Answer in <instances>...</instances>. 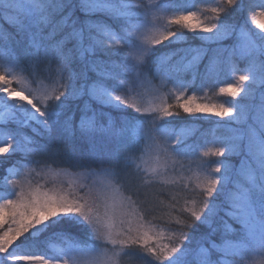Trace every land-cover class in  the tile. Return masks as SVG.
Wrapping results in <instances>:
<instances>
[{
  "label": "snow or ice",
  "instance_id": "1",
  "mask_svg": "<svg viewBox=\"0 0 264 264\" xmlns=\"http://www.w3.org/2000/svg\"><path fill=\"white\" fill-rule=\"evenodd\" d=\"M2 24L0 264H264V0H0Z\"/></svg>",
  "mask_w": 264,
  "mask_h": 264
},
{
  "label": "trees",
  "instance_id": "2",
  "mask_svg": "<svg viewBox=\"0 0 264 264\" xmlns=\"http://www.w3.org/2000/svg\"><path fill=\"white\" fill-rule=\"evenodd\" d=\"M184 2L186 3H191L193 2V0H184ZM258 2V0H257ZM0 27L2 28H7V25L6 24H2L0 25ZM250 27H252L253 29H255L256 31H259V29H256L255 28V25H250ZM207 61H205L206 63ZM239 74V73H238ZM231 82V79L228 78V77H224L222 76L219 81H217L215 84H212V86L210 87L208 93H207V96L205 97V93H204V88H209V84L211 82H208V83H205L203 84V86L200 85V82L197 81V88L194 89L195 91H197V95L198 96H201V97H205V102H208V103H214V102H224V101H231V97H218L217 95H215V91L218 87H220L222 84H225V83H230ZM214 119H218V118H214ZM226 119V118H225ZM197 126L198 127H201L202 129L204 128H207L209 125L207 123H205L204 121H198L197 122ZM200 148H197V151H199ZM177 171H179L180 167H181V164L180 163H177L175 165ZM176 173H171L169 174V178H172ZM187 166L185 165V175H187ZM169 192L172 191L171 189L168 190ZM4 193L0 192V196H3ZM165 199H167V195H165L164 197ZM39 254V253H37Z\"/></svg>",
  "mask_w": 264,
  "mask_h": 264
},
{
  "label": "rangeland",
  "instance_id": "3",
  "mask_svg": "<svg viewBox=\"0 0 264 264\" xmlns=\"http://www.w3.org/2000/svg\"><path fill=\"white\" fill-rule=\"evenodd\" d=\"M145 2H147V0H145Z\"/></svg>",
  "mask_w": 264,
  "mask_h": 264
}]
</instances>
